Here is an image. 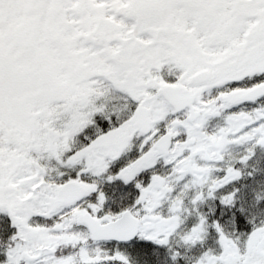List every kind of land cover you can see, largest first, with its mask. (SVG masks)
<instances>
[{
    "label": "snow or ice",
    "instance_id": "6c2138e0",
    "mask_svg": "<svg viewBox=\"0 0 264 264\" xmlns=\"http://www.w3.org/2000/svg\"><path fill=\"white\" fill-rule=\"evenodd\" d=\"M0 264H264V0H0Z\"/></svg>",
    "mask_w": 264,
    "mask_h": 264
}]
</instances>
